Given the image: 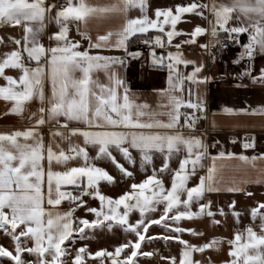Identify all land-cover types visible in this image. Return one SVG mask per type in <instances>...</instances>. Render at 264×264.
<instances>
[{
    "label": "snow or ice",
    "instance_id": "snow-or-ice-1",
    "mask_svg": "<svg viewBox=\"0 0 264 264\" xmlns=\"http://www.w3.org/2000/svg\"><path fill=\"white\" fill-rule=\"evenodd\" d=\"M132 10H138L139 15L129 16ZM110 13L124 17L121 30L98 36L88 47H107L115 36L111 46L122 48L128 56L137 59L141 52L129 51L130 43L139 41L147 46L152 66L168 71L171 92L164 93L168 103L161 106L166 111L151 112L147 104L135 103L129 95L130 88L115 73L110 76L111 86L92 81L90 73L94 67L123 65L125 61L80 50V42L69 37L70 25L77 24L79 32L78 22ZM186 16L200 17L209 26L198 25L185 33L177 25ZM230 22L235 23L230 26ZM52 23L58 31L48 35V39L55 41V46L46 47L41 39ZM0 25L18 26L23 32L21 39L14 41L17 46L14 50L0 55V79L4 81L0 85V99L11 102L9 112L22 120L32 100L40 103L38 111L27 116L28 125L0 133V232L10 239L9 245L0 244V264H86L87 260L97 264H140V257L151 258L155 254L143 251L142 244L157 238L175 241L181 246L178 264H211L195 259L194 254H203L208 249L219 251L225 241L213 238L200 245L191 244L182 238L184 233L192 236L203 233L182 227L181 222L208 217L213 224H220L211 201L202 202L206 192L219 191L213 186L215 163L206 176L199 177L198 184L189 186L197 167L203 166L201 161L209 147L215 145L205 144L202 138L182 131L194 130L199 117L195 112H181V109L202 112L203 101H184L171 93L182 91L185 79L204 82L198 79L204 65L185 59L181 51L183 45L195 44L203 35L211 38L208 43L199 44L206 51L216 48L222 52L231 45H239L241 51L233 61L242 67L238 78L264 82V67L259 69V75L254 74L256 58L264 57V0H208L207 3L188 0L155 8L151 0H116L104 7H94L86 0H63V3L60 0H0ZM245 33L246 43L241 41ZM185 35L189 38L174 43L177 37ZM172 47L176 51H171ZM157 48L169 50L157 54ZM210 55L215 60V54ZM181 65L185 69L193 65L191 73L182 76ZM8 69L18 70V78L8 75ZM46 80L51 84L50 95L45 93ZM120 88H123L122 95L118 92ZM259 114H264V108ZM161 116H167V121L158 119ZM73 123L83 127L70 128ZM45 125L82 137L83 146L72 144L64 131H52L51 135L68 139L67 151L59 144L46 145L42 132ZM89 147L95 150V155L89 154ZM255 147L254 141L243 144L245 150ZM182 151L185 155L179 160L178 168H170V161ZM157 154L163 158L158 169L154 165ZM226 155L234 156L221 151L219 158ZM77 159L83 161L81 166L53 170L54 164L66 166ZM216 159L213 157V161ZM238 159L254 163L264 159V154L251 158L241 155ZM97 161L107 162L115 175L108 168L98 166ZM137 164L144 172L152 166L151 174L140 182H132L130 189L118 198L102 192L101 182L119 186L126 179L134 181V171L130 168L135 169ZM161 174H170V187L165 186ZM64 186H71V190ZM228 191L240 189L233 187ZM86 198L98 201V206H92ZM64 200L70 204L67 211L58 207ZM160 205H163L161 214L154 218L151 214ZM229 208L239 224L241 213L235 210V201ZM77 209H84L92 218L75 216ZM133 213H138V218L132 219ZM249 214L253 224L237 229L234 238L226 241L230 259L224 264H264V202L251 207ZM219 215H226L223 208L219 209ZM153 225L165 229V234L149 235ZM105 229L108 232L119 229L125 234L113 251L104 248L93 253L87 245L75 248L78 240L89 238V233ZM160 259L177 264L175 256L161 255Z\"/></svg>",
    "mask_w": 264,
    "mask_h": 264
},
{
    "label": "crops",
    "instance_id": "crops-1",
    "mask_svg": "<svg viewBox=\"0 0 264 264\" xmlns=\"http://www.w3.org/2000/svg\"><path fill=\"white\" fill-rule=\"evenodd\" d=\"M63 3V0H60ZM116 0H86V3L94 7H104L115 3ZM184 2L188 0H151L153 8L167 7L175 3ZM207 3L208 0H203ZM207 14V13H206ZM139 15L138 10H132L129 16L134 17ZM151 15V12H150ZM125 19L121 14L110 13L87 18L86 22H78L79 32L77 31V24L70 25L69 37L74 41L80 42V50L89 51L90 55L102 57H120L124 59L123 65H114L107 68L94 67L90 73L92 81L95 84L111 86L112 81L110 76L115 73L120 79L125 81L130 88V97L137 104H147L149 111L159 112L166 111L162 105L168 103L167 96L164 93L171 92L168 71L166 68H156L152 66L151 55L148 58L133 59L128 56L122 48H115L111 46L115 43V36L109 42V46L102 48H89V43H95L97 37L106 35L109 32L116 33L121 30ZM235 22H230L233 26ZM207 28L208 22L195 16H186L184 21L177 25V28L185 33H190L196 26ZM58 31L57 26L52 23L47 26L45 35L41 39L46 47L55 46V41H49L48 35L52 32ZM82 34H86L91 38L84 39ZM23 35L22 29L18 26H3L0 25V55L5 52L14 50L17 46L14 41L21 39ZM189 36L177 37L174 43L181 39H188ZM210 36L203 35L198 37V42L191 45H183L181 51L185 59L194 61L196 65L203 64V71L198 74V79L204 82L194 83L187 79L183 80L182 91L177 90L173 95L179 96L184 101L191 100L193 103L198 100L203 101V111L197 112L195 109L182 108L181 112H195L199 117L194 130L187 128L182 129L185 135H193L203 139L205 144L215 145L209 147L208 154L202 159V167H197L196 176L189 181V186H194L199 183L200 176H206L208 169L213 167L215 163L216 171L214 172L213 186L219 191L206 192L205 198L202 202L211 201L212 210L217 212L216 220L220 224H213L211 218L204 217L203 219L193 221H182L181 226L185 228H194L198 232H202V236H192L189 233L183 234V239L188 240L191 244L200 245L208 242L213 238L223 239L225 243L221 246L219 251L208 249L205 253L194 254L195 259H203L210 261L211 264H224V261L230 259L228 256V239L234 238V233L237 229H244L246 226L253 224L250 217L246 216L245 209H251L260 202H264V159H257L254 163L250 160L248 163L238 159L239 156L245 155L249 158L256 156L260 157L264 154V114H259L260 109L264 108V82H253L248 78L239 79L238 73L242 70L240 64L233 63L241 51L239 45L228 52H218L215 54V60L212 59L210 53L199 47L200 43H208ZM242 42H247V33L242 34ZM169 49L157 48V54L166 53ZM176 51L174 47L170 49ZM35 62H33L34 64ZM103 64V62H101ZM193 65H189L187 69L183 65L180 66L181 75L190 74ZM264 67V57L258 56L255 60V75H259V69ZM8 75L18 78L19 72L15 69L6 70ZM80 75V73H77ZM207 77V80L204 78ZM4 81L0 79V85ZM51 84L45 81V93L50 95ZM99 91V88H96ZM122 95L123 88L118 89ZM11 102H5L0 99V133L11 132L16 129H22L28 125L27 116L32 112H37L40 107L38 100H32L26 107L25 118L9 112ZM231 109V111H228ZM7 113V114H5ZM144 119H147L145 117ZM158 119L167 121V116L158 117ZM181 124H183V116L181 117ZM83 127V125H70L71 127ZM52 131H64L65 136H68L72 144L83 146V138L80 136H70L68 130L57 128H49L48 125L43 126L42 132L44 134L45 144L53 143L59 144L60 147L67 151L69 146L68 139H62L57 136L52 137ZM242 134H249L252 141L255 142L256 147L245 150L241 141ZM237 137L236 141L231 140V136ZM224 151L234 154L233 158H219V153ZM89 154L95 155V150L89 147ZM119 156L118 153H114ZM136 153L134 152V155ZM185 153L182 151L173 157L170 161V168H178L179 160L183 158ZM213 157H217L213 161ZM163 158L157 154L154 165L158 169L162 166ZM45 166L47 162L45 161ZM82 160H71L67 165H53L54 171H63L65 167L81 166ZM98 166L106 167L112 172L110 165L107 162H96ZM151 167L148 171H141L139 164L134 171V181L124 180L120 185H107L101 182V190L104 194L113 198H118L125 190L130 189L132 182H140L151 174ZM112 174L115 175L114 172ZM166 187H170V174H161ZM67 190H71V186H64ZM239 188L240 191L229 192V188ZM46 190V189H45ZM251 192L252 195H248ZM262 196V200H256L255 196ZM92 206H98V201L86 198ZM235 201V210L241 213L240 223H236V219L231 215L229 205ZM47 206V205H46ZM61 211H67L70 204L67 200L62 201L58 206ZM163 205L158 207L157 212L151 215L158 218L161 214ZM223 208L226 213L225 216L219 215V209ZM193 210H196L194 206ZM75 216L91 219V214L84 209H77ZM138 218V213H133L132 219ZM258 223V222H257ZM255 227V225H253ZM259 231L258 228H256ZM177 250L181 251V246L177 243Z\"/></svg>",
    "mask_w": 264,
    "mask_h": 264
},
{
    "label": "rangeland",
    "instance_id": "rangeland-1",
    "mask_svg": "<svg viewBox=\"0 0 264 264\" xmlns=\"http://www.w3.org/2000/svg\"><path fill=\"white\" fill-rule=\"evenodd\" d=\"M256 200H262V196L256 195ZM246 210V216L250 217V209ZM251 219V217H250ZM87 231V230H86ZM165 234V229L161 228L158 225H153L149 229V235L155 237H162ZM125 238V234L119 229H114L113 232H108L106 229L104 231L96 230L93 233H89V238L86 240H78L75 248H79L81 246L87 245L88 250L90 252H95L101 249H108L113 251L115 246L119 242H122ZM0 244H4L5 246L10 244V239L4 237L3 233L0 232ZM68 244V242H66ZM68 247L74 252L75 249H72V246L68 244ZM177 242L168 241L165 242L161 238H157L152 241H145L142 244V250L155 253L151 258L140 257V264H170V260L168 259H160V256L171 257L175 256L177 258V264L180 258V253L177 250ZM86 264H97V262L92 260H87Z\"/></svg>",
    "mask_w": 264,
    "mask_h": 264
},
{
    "label": "built area",
    "instance_id": "built-area-1",
    "mask_svg": "<svg viewBox=\"0 0 264 264\" xmlns=\"http://www.w3.org/2000/svg\"><path fill=\"white\" fill-rule=\"evenodd\" d=\"M238 45H231L228 48H225L222 52H228L231 49L237 47ZM129 51H139L141 52V56L139 58H148L150 56V50L148 49L147 46H145L143 43L138 42L135 45L129 47ZM207 53H212V54H217V49L216 48H212L210 50L207 51ZM231 140L232 141H236L237 137L235 135L231 136ZM252 137L249 134H242L241 135V141L242 143H247V142H251Z\"/></svg>",
    "mask_w": 264,
    "mask_h": 264
},
{
    "label": "trees",
    "instance_id": "trees-1",
    "mask_svg": "<svg viewBox=\"0 0 264 264\" xmlns=\"http://www.w3.org/2000/svg\"><path fill=\"white\" fill-rule=\"evenodd\" d=\"M241 41H242V36H241ZM139 41L135 42V43H130L129 47L135 45L136 43H138Z\"/></svg>",
    "mask_w": 264,
    "mask_h": 264
}]
</instances>
